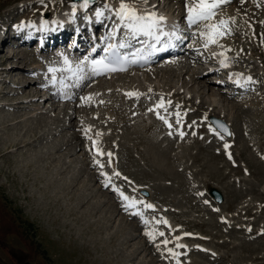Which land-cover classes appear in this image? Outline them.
I'll list each match as a JSON object with an SVG mask.
<instances>
[{
    "label": "rangeland",
    "instance_id": "rangeland-1",
    "mask_svg": "<svg viewBox=\"0 0 264 264\" xmlns=\"http://www.w3.org/2000/svg\"><path fill=\"white\" fill-rule=\"evenodd\" d=\"M10 1L0 0V29L18 21L24 5L35 0H12V3ZM37 1L39 4L45 1V3L59 4L57 11L54 9L47 12L50 20L59 18L61 13L58 12L64 11L70 2L69 0ZM174 2L157 0L154 4L169 10L166 12H170L169 15L173 13L171 15L182 24L187 12L183 14L182 9L186 7ZM2 4L6 6L3 7ZM233 9V7L229 9L227 5L223 6L216 11L211 22H214V19L219 22L220 18L228 21V32L218 37V43L226 52L232 53L231 56L236 55L229 60L228 66L250 70L253 75L256 74L253 91L257 94L250 98L252 92L246 94L241 92L234 94L233 98L225 102L215 96L216 105L219 107L228 109L227 106L232 105L233 102L241 103L243 106V112L235 111L231 118L233 122L229 123L232 136L224 138L216 134L211 135L210 132L213 131L208 130L209 124L203 123L200 115L204 108L201 109L198 104L185 102L181 96L176 97L175 104L183 102L185 104V106L180 105L183 108L179 111L184 112L185 120L189 119L186 123V134L180 137L176 126L166 132L162 130L169 133L172 144L171 140L165 144L167 141L163 132L162 135L159 133V137L160 140L165 141L163 146L169 147L167 153L177 158L174 164L180 171V175L177 176L169 174L157 177V174L152 172L148 159L144 158V121L157 122L154 119L158 117L153 111H151L152 115L146 114L144 104L141 103L143 99L149 100V96L152 95L149 94L150 91L142 90L143 93L137 98L138 100L131 99L129 107L120 106L118 110L110 105L116 102L114 96L102 99L97 94L98 98L95 97L96 95H93L95 93L92 92L96 87L92 89L91 86L98 83V80L102 90L108 87L109 82L105 83L108 80L107 76L93 80L74 100L64 101L59 95H55V99H49L46 89L41 93L39 90L40 96L38 95L39 98L36 96L37 99L25 97L28 92H23L17 84L26 82V76L30 79L35 77L39 88L45 84L47 61L44 58L47 53H40L41 57L36 54L42 63L36 68L37 70L31 71L29 67L31 65L27 61L20 64V67L26 70L24 74L27 75L16 70L0 76V89H7L4 96L0 91V123L5 121L6 125H10L9 120H12L11 124H13L10 128L0 125V264H20L26 261L32 264H107L108 258L112 259V263L114 260L119 262L132 246H141L142 241L145 243L148 240L147 236L127 242L128 235L121 232L129 230L137 236L138 232L131 230L126 220V223L120 221L122 217L127 218L124 214L111 217L107 212L111 203L115 204L118 201L113 197L114 195L112 196L110 187H102L100 184L104 179L99 173H102L104 168L111 172L114 180L119 179L123 186L131 189L134 196H139V200L146 202L147 198H150L155 209L167 210L154 212L153 218L167 219L173 226L175 225V229L178 227L176 232L167 228L162 231L164 234L167 232L165 237L169 234L167 248L161 241L159 248H155L154 244L149 246L150 251L154 250L155 253L158 251L163 255L161 257L174 261V264H264V29H262L264 18L255 28L238 13V10ZM38 13L40 15L42 12ZM38 13H31V16ZM26 16L30 17V14H25L23 18ZM182 16L183 20H181ZM201 26H204V23L196 25L191 33L190 29L183 32L188 41L185 43V53L180 56L184 61L189 60L190 71L185 69L182 74L172 73L168 80L164 74L160 75L159 79L166 88L182 86L185 79H191L195 70L204 71L206 67L204 61L196 58V53L206 54L211 51V47L203 46L204 48L199 49L203 42L199 36ZM10 44L0 49V64L3 66L12 62L11 60L4 62L13 51L14 47H10ZM65 45L68 46V43L53 46L52 49L59 51L64 49ZM191 46L199 47L194 49ZM23 47L35 51L31 45H23ZM52 60L53 58L49 59L50 62ZM178 66H175L176 69L182 67ZM216 76L223 75L221 71H215L202 74L198 83L193 84L190 80L189 95H194L199 100L205 95L209 101L211 98L206 94L210 86L229 90L228 85L213 84L211 79ZM118 79L117 82L124 83L128 78L122 76ZM74 84L71 82L69 85ZM110 85L112 84H109V87L114 89ZM36 88L34 86L33 90ZM88 92L93 93L91 96L93 100L90 102L81 99L85 98ZM45 97L47 99H44ZM102 100L103 104H101ZM18 101L22 102L17 104ZM95 104L99 107L93 106ZM73 107L74 111H72ZM179 111L176 106H172L171 110L167 109L170 117L177 112L180 113ZM173 119L177 124V117ZM157 123L156 127L161 130L160 122ZM199 126H204L205 130L199 131ZM86 129L90 131L86 133ZM27 140L33 143L26 145ZM14 142L21 143L14 146ZM93 142H97L95 145L105 151V156H96L98 154L92 146ZM225 144H228L230 149L225 148ZM108 152L113 154L111 158L114 157L115 166L118 165L115 169L114 164L112 166L109 163ZM221 154L222 156H219ZM194 155L196 159H192ZM96 160L101 161L104 167L101 168L95 163ZM232 166L241 167V170L232 169ZM114 172H119L120 176L113 175ZM125 177L127 179H124ZM210 186H216L222 191L224 195L222 203H217L208 195L207 188ZM141 187L149 191L147 198L138 191ZM97 203L102 207H96ZM66 211L76 212L75 214L83 219L77 223L75 218L77 219L78 216L69 215ZM125 212L130 213L129 210ZM141 220L136 216L128 221L137 223ZM95 223L105 226V229L102 228V232L96 236L97 238L95 237L96 239L103 238L108 241L114 233L118 234L115 245L107 250L108 256L103 255L97 240L95 244L87 235L82 236L80 232V229L89 227L86 226L87 224L92 226ZM161 225H156L153 230L161 231L160 229L165 227ZM172 225L170 224V229H173ZM146 230L148 231V227L142 226L140 231L147 232ZM182 231L192 237H186L185 242L182 241V244H188L186 250L181 252V259L172 260L173 256L168 249L174 250L177 244L172 246L171 239L175 237L176 240L179 233L181 235L179 237H184L186 234H181ZM149 250L142 251L134 260L124 259L121 263L151 264L152 256L148 255Z\"/></svg>",
    "mask_w": 264,
    "mask_h": 264
},
{
    "label": "bare ground",
    "instance_id": "bare-ground-1",
    "mask_svg": "<svg viewBox=\"0 0 264 264\" xmlns=\"http://www.w3.org/2000/svg\"><path fill=\"white\" fill-rule=\"evenodd\" d=\"M12 1V0H11ZM10 1V2H11ZM52 1V0H51ZM67 1V0H66ZM66 1H65V3H66ZM70 2H68L72 7H76V6H78L79 4H81V5H83V3H84V0H69ZM155 1H157V0H147V3L145 4V3H142L141 2V0H126V2H128V3H131V4H133L134 5V7L137 9V11L140 13V14H147V13H152V12H155V14L159 17V16H163V17H165L166 18V26H165V30H167V31H170L171 30V27H172V25L176 22V19L174 18V16L173 15H171V14H173V13H171L170 15L168 14V13H170V12H164V11H166V10H164V9H162V8H160V6H157L156 4H154L155 3ZM168 1H175L174 3H176V4H179V5H184L185 6V4H186V0H168ZM37 2H39V1H37V0H35V1H32L31 3H29V4H25L24 5V8H23V12H22V14H20L21 16L19 17V19H26V18H29L31 21H33V19H41V18H44L45 19V21H46V24H50V22H55V21H52V20H56V21H58L59 19L61 20L62 18H63V15H62V12H58V13H61V15L59 16V18H52V20H50L49 18H48V11L49 12H51V11H54V9L56 10V8L57 7H59V4L58 3H56V2H50V3H37ZM63 2V1H62ZM120 2H121V0H98V3L97 4H91L89 7L91 8V9H93L94 7H97L98 8V10H99V12H101L102 13V8H101V6H99V5H103V6H105V5H108L109 7H111V9L112 10H117L118 8H119V5H120ZM12 3V2H11ZM60 3V2H59ZM64 3V2H63ZM64 3V4H65ZM92 3V2H91ZM8 4H10V3H8ZM63 4V5H64ZM225 5H227V6H229V9L231 8V7H233L235 10H238L239 12V14L240 15H242L246 20H248L250 23H251V26H254L255 28L256 27H258L260 24V20L261 19H263L264 18V0H230V3H226V4H222L218 9L220 10V9H222L223 8V6H225ZM2 6L4 7V6H6V4H2ZM180 7V6H179ZM222 7V8H221ZM29 8H31L32 10H30ZM181 8H183V7H181ZM16 9V8H15ZM218 9H216V11H218ZM233 9V10H234ZM183 10V14L186 12V8H183L182 9ZM57 11V10H56ZM55 11V12H56ZM167 11H169V10H167ZM34 12H42V13H40V15H39V13L37 14V15H35V16H31V13H34ZM58 13H56L57 15H58ZM180 13H182L181 11H180ZM25 14H30V17H28V16H26V17H24L23 18V16L25 15ZM185 19H184V23L183 24H185L186 22H187V19H186V16H187V12L185 13ZM218 18V17H217ZM18 19V20H19ZM225 19V18H224ZM181 20H183V16L181 17ZM215 21L214 22H212V23H219L218 22V20L216 21V19H214ZM220 20H222L221 18H220ZM186 21V22H185ZM264 21V20H263ZM187 25H188V23H187ZM189 26V25H188ZM194 26V25H193ZM193 26H191V27H193ZM262 26H263V28L262 29H264V23L262 24ZM204 31H206V29L204 28V26H201L200 27V29H199V36L202 38V46H200V48L199 49H202V48H204L203 46H204V44H205V38L204 37H202L201 36V32H204ZM253 31V30H252ZM1 32V31H0ZM178 32V31H177ZM180 32V31H179ZM254 33H256V30H254ZM63 34V36H61V35H58V34H55V35H53V36H51V38L54 40V42H57V44H62V43H64L65 41H66V39L68 38V36L70 35V28L67 26L66 27V31L64 32V33H62ZM198 34V33H197ZM253 34V33H252ZM78 37H80V38H82L81 37V35H79ZM256 37V36H255ZM52 39H50L45 45H44V47H42L41 48V51H39V52H36V51H34V49L31 51V50H29V48L27 47V48H25V47H23L22 45H16V44H10L12 41H9V39H7L6 40V38H0V49L1 48H3V47H6L7 45H9L10 44V47H14V48H12L13 49V51L10 53V55L8 56V58L6 59V61H4L5 63L7 62V61H12V62H8L5 66H3V64H0V76H2L3 74H5V73H9V71L11 72V71H19L21 74H24L25 73V71H24V69L23 68H21L20 67V64L21 63H23L24 61H27L31 66H29V67H31V71H34V70H37L36 68L38 67V66H40L42 63H41V60H40V58H38V57H36V54L38 55V56H40L41 57V54L40 53H47L46 54V58H44L46 61H47V66H48V69H49V67H57V68H60V67H62L63 66V58H62V56H61V54H63L64 56H67L68 57V59H69V61H71L72 62V64H73V66H75L76 64H78L80 61H83L84 59H82V58H76L74 55H70V53H68L67 51H65V49H61V50H59V51H53V49H52V46H53V44H52ZM8 42V43H7ZM263 42V41H262ZM195 46V45H194ZM222 45H220L219 43H217V44H209V48L211 47V52H213V53H215V54H217V56L219 57V59L220 60H223L224 58H225V56L227 57V61H226V63H228L229 62V60L230 59H232V58H234V57H236V55L233 57V56H231V54L230 53H228V52H226V50H225V48H223V47H221ZM199 47V46H198ZM198 47L197 48H195L194 47V49H198ZM220 53H224V55L222 56V55H220ZM228 53V54H227ZM180 54V53H179ZM200 54V56H198ZM196 53V58H198V59H203V58H207V57H209V58H211V59H213L212 57H210L209 55L210 54H203V52H200V53ZM51 58H53V60L50 62L49 61V59H51ZM180 59V60H179ZM56 61V62H55ZM32 62V63H31ZM4 63V64H5ZM188 63H189V60L188 61H184V59H182L181 58V56H178V57H176V55L173 57V58H170V62H168V64L166 63V62H164V63H158V64H156V65H150V66H147V67H145V68H133V69H129V71H127V72H123V73H119V74H110V75H108L107 77H108V80L107 81H105V83H107L108 84V82H109V84H112V85H110V86H113L114 87V89L112 88L111 89V87H109V84H108V87L110 88H108V87H105V89L103 88V90H102V88H101V85L99 84L100 83V81L98 80V83H96V84H94L93 86H91V88L93 87V88H95V89H93L92 90V92L93 93H95V94H93V93H91V92H88V93H86L87 94V96L86 97H91L92 96V94L95 96L96 94L97 95H99L98 97H100V98H106V97H112V96H114L116 99H115V101L116 102H114L113 100V102L114 103H112V104H110L112 107H113V109H117V108H119L120 106L122 107V106H125L126 108L127 107H129V101L132 99H137V97L136 96H128V95H126V93H130V92H132V93H140V94H142L143 93V91L142 90H144V91H150L149 92V94L151 95V96H149V95H144V96H146V97H148L149 96V100L146 98V97H144V98H146L145 100L143 99L142 101H141V103L142 104H144V112H146V114H151L152 115V112L151 111H149V107H151V108H153L154 109V111H153V113H155V115L157 116V111L160 113V115H164V116H166V118H167V120H168V123L166 124L163 120H161V119H159L158 117H157V119L155 118L154 120H156L157 122H160V124L159 125H161L162 126V129L160 130V128H157L156 126H157V122H152V123H150L151 121L149 120V122H147V123H145V121H144V158L145 159H148V164H149V166L151 167V170H152V172H154V173H156L157 174V177H158V175H169V174H171V175H174V176H177V175H180V171H179V168H177L174 164H175V161H177V158H176V156H171V155H169L168 153V151H169V147H166V146H163V143H165V141H163L162 139L160 140V137H159V135L161 134L162 135V130H164L165 132L167 131V130H170V129H174V128H176V126H177V130H179L178 131V135L180 136V137H183L186 133H185V131L187 130L186 129V123L189 121V119L188 120H185L184 118H185V114H184V112H180L179 111V109H181V108H183L182 106L184 105L185 106V104H184V102L183 103H181L182 104V106H180L181 104L180 103H176L175 104V102H176V97H178V96H181V98H183V100L185 101V102H190L191 104H198L199 105V107H201V109L202 108H204L203 110H202V115H200V114H198V115H200L201 116V119H203V123H207V124H209V126L211 127V128H213V129H215V131H213V132H210L211 133V135H213L214 134V136H215V134L216 135H219L220 137L222 136L223 138L224 137H231L232 136V130H231V135L230 136H227V135H225V134H223L221 131H219V130H217V128L212 124V122L210 121V118L209 117H211V116H216V118L217 117H220V118H222V119H224L228 124L230 123V121H232V116H233V114H235V111H242L243 112V106L241 105V103L240 104H238V102L236 103V102H233V103H231L232 105H230V106H227L228 107V109H226V107H223V106H218V105H216V102H217V99H216V97L215 96H218L219 97V99H221L222 100V102H225V101H228V99H231V98H233L234 97V94H241V92H242V94H246V93H248V92H252V96L250 97V98H252L255 94H257L256 93V91H253V89H252V87H246V89L245 90H241V88H237V87H232L233 88V90H221V89H215V88H212L211 86L208 88V91H207V94H206V96H209V98H211L209 101H208V99L205 97V95L202 97V99H198L196 96L194 97V95L193 96H190L189 95V93L191 92V91H189V87H188V85H189V81L191 80L192 82H193V84L194 83H198V79H200L201 78V76H202V74H205V71H199V70H195L194 72H193V74H192V76H191V79H189V80H187V79H185L184 80V75H183V82H182V86H180L179 85V87H174V86H172L171 88H166L164 85H162L163 83H161V81H160V79H159V77H160V75H165V76H167V77H165V78H167V80H168V78H170V74H172V73H174V75H175V72L177 73H180V74H182L183 73V70L185 71V69H187L188 71H190V67H188ZM161 64V65H160ZM178 66V65H181L182 67H180V69L179 68H177V69H179V70H177L176 69V67L175 66ZM175 67V68H174ZM179 67V66H178ZM30 69V68H29ZM89 70V71H88ZM144 71V73H142ZM216 70H214V72H215ZM133 72V73H132ZM237 72H238V76H239V78H240V85L243 87L244 85H245V83H248L247 81H246V79L247 78H251V79H253V77H255L256 76V74H252V72L250 71V70H242V69H237ZM50 73V72H49ZM254 73V72H253ZM51 75H53L52 73H50ZM218 74V73H217ZM24 75H27V74H24ZM69 73H67V72H64V73H61V72H57L56 73V77H57V82H58V85H59V87L60 88H62L63 89V91L64 92H66V96H68V97H70V98H73V99H70V100H74V98H76V97H78V94H80V92L81 91H83L84 90V86H81V87H79L78 89H75V88H73V92L74 93H72L71 91H72V89L70 90V88H69V84L71 83V82H76V81H78L75 77H72V78H69ZM81 76H82V78L83 77H86L87 79L85 80V84L86 83H90V81H92V80H94V79H96L97 77H95V76H93V74L91 73V71H90V67L88 66V64H87V62L85 63V69H84V72L83 73H81L80 74ZM122 76H124V77H127L128 79L127 80H125V82L124 83H119V82H117L119 79H118V77H122ZM164 77V76H163ZM50 79V76H48V80ZM61 79H63V83H61L60 81H61ZM26 82H24V83H18L17 85L18 86H20V88L22 89V91L23 92H28V94H26V95H24L25 97H32V98H36V96H40V93H41V91L43 90V89H45L46 87H38L37 85H38V83L36 82V79H35V77H31V79L30 78H28V76H26ZM80 80V79H79ZM100 80H102V78L100 79ZM105 80V79H104ZM166 80V79H165ZM121 81H122V79H121ZM211 81L212 82H214V80H212L211 79ZM127 83V84H126ZM164 83H167V82H164ZM93 84V83H92ZM107 84H105V85H107ZM179 84V83H178ZM213 84H217V83H213ZM253 84H256V82H253ZM166 85V84H165ZM190 85H191V83H190ZM34 86H36L37 88H36V90H33V88H34ZM87 86V85H86ZM104 85L102 84V87H103ZM167 86V85H166ZM187 86V87H186ZM196 86H197V84H196ZM198 86H199V84H198ZM240 86V87H241ZM257 86H259V85H257ZM256 86V87H257ZM169 87V86H168ZM200 87H201V85H200ZM8 88V87H7ZM107 88V89H106ZM198 89V87H195V89ZM38 89V90H37ZM47 90H48V88H46ZM201 88H199L198 90H200ZM32 90H33V92H32ZM39 90H40V93H39ZM102 90V91H101ZM207 90V89H206ZM0 91H2L1 92V95H5V93L7 92V89H0ZM87 91V90H86ZM95 91V92H94ZM101 91V92H100ZM189 92V93H188ZM145 94V93H144ZM202 94V93H201ZM97 95L95 96V97H97ZM39 96H38V98H39ZM143 96V95H142ZM47 97H49V99H55V94L54 93H49V96H47ZM82 97H83V95H82ZM97 97V98H98ZM140 97V96H139ZM92 98V97H91ZM97 98H96V100H97ZM151 98H153V100L151 101ZM161 98H163V100L165 101V106L167 107V109H170L171 110V108H172V106H176V109L180 112L179 114H180V116H181V118H180V120H179V123H175L176 121L173 119L176 115H174V116H172V117H170L169 116V113L168 112H164V110L163 109H158L156 106H157V104H158V102L161 100ZM249 98V99H250ZM37 99V98H36ZM44 99H47V98H44ZM81 99H83V98H81ZM107 99H109V98H107ZM106 99V100H107ZM80 100V99H79ZM91 100H93V99H91ZM110 100V99H109ZM131 100V101H132ZM138 100V99H137ZM141 100V99H140ZM139 100V101H140ZM233 100V99H232ZM105 101V100H104ZM111 101V102H112ZM168 101H171V105H168L167 104V102ZM220 101V100H219ZM230 101V100H229ZM22 101H18V102H16L17 104H20ZM88 102H90V101H88ZM103 102V100L101 101V104H103L102 103ZM109 102V101H108ZM209 102V103H208ZM85 103V102H84ZM106 103V102H105ZM132 103V102H131ZM172 103H174L175 105H173ZM76 104V103H75ZM88 104V103H87ZM92 104H94V103H92ZM107 104V103H106ZM219 104V103H218ZM137 105H139V103L137 104ZM93 106H98V104L96 105H93ZM177 106H179V107H177ZM187 106V105H186ZM99 107V106H98ZM171 107V108H170ZM75 108H76V105H75ZM150 108V109H151ZM174 108V107H173ZM187 108V107H186ZM112 109V110H113ZM102 110V109H101ZM109 110H110V108H109ZM111 110V111H112ZM118 110V109H117ZM119 110H121V109H119ZM128 110H129V108H128ZM182 110V109H181ZM189 110V109H188ZM72 111H74V107H73V110ZM110 111V112H111ZM131 112H132V110H131ZM193 112V111H192ZM199 112V111H198ZM197 112V113H198ZM197 113H195V115L197 114ZM114 114V113H113ZM141 114V113H140ZM72 115H74V112H72ZM94 115V114H93ZM115 115V114H114ZM154 115V114H153ZM195 115H194V117L193 118H195ZM192 116V115H191ZM197 116V115H196ZM177 117V116H176ZM198 117V116H197ZM237 118H238V116H236ZM90 118V117H89ZM94 118V117H93ZM94 119H96V116H95V118ZM133 119V118H132ZM10 121V125H6V122L5 121H3V122H1L0 123V125H5V127H7L8 128V126H9V128H10V126L11 125H13V124H11L12 123V120H9ZM197 121V120H196ZM237 121V120H236ZM119 122V121H118ZM120 122H122V121H120ZM137 122V121H136ZM135 122V123H136ZM233 122V121H232ZM197 123H198V121H197ZM163 124H165V126H163ZM169 124L171 125V127H169ZM195 124H196V122H195ZM200 125V124H199ZM206 126V125H205ZM209 126H207L208 128H210ZM194 127V126H193ZM195 128H196V126H195ZM190 129V128H189ZM192 129V128H191ZM205 130V127L204 126H199L198 127V130L200 131V130ZM209 130V129H208ZM190 131V130H189ZM165 132H163V136H166V137H164V139H166V143L165 144H167L168 143V141L169 140H171V144H172V139H171V136H169V133L167 134V133H165ZM188 132V131H187ZM191 132V131H190ZM197 132V131H196ZM207 132V131H206ZM160 133V134H159ZM172 133V132H171ZM181 133H183V136H181ZM176 134V133H175ZM233 134L235 135V133H234V131H233ZM178 135L176 136L177 138H178ZM208 135V134H207ZM162 136V137H163ZM213 136V137H214ZM175 137V139H177ZM218 137V136H217ZM93 139H95V137L93 138ZM228 139V138H227ZM31 140V139H30ZM36 140V138L34 139V141ZM224 140V139H223ZM222 140V141H223ZM225 140H226V138H225ZM224 140V141H225ZM28 141V140H27ZM19 143H21V142H14V146H16V145H19ZM31 143H33V141H28L27 143H26V145H31ZM98 145V144H97ZM228 145V144H227ZM92 146H94L95 147V150L97 149V148H99L103 153H104V155H96V156H99V157H103V156H105V151L102 149V148H100V146L98 147V146H96L95 145V143H94V145H92ZM229 146V145H228ZM103 147V146H102ZM171 148V147H170ZM227 149H230V147H227ZM168 152V153H167ZM228 152V151H227ZM109 153V152H108ZM229 153V152H228ZM227 153V154H228ZM223 154V153H222ZM222 154L221 155H219V156H222ZM113 155V154H112ZM224 155V154H223ZM192 156V155H191ZM229 156V155H228ZM119 157V156H118ZM214 157V156H213ZM114 158V157H113ZM113 158H111L110 160H111V162H110V164L113 166V164H114V166H113V168L115 169V167L117 168V166H115L116 164H115V162H114V159ZM198 158H199V156H198ZM215 158V157H214ZM117 160H119L118 158H116ZM179 159V158H178ZM192 159H196L195 158V155L193 156V158ZM208 159V158H207ZM117 160H116V162H117ZM210 160H212V159H210ZM199 161V160H198ZM205 161V160H204ZM207 162V161H206ZM195 163V162H194ZM209 167H211V166H209ZM220 168V167H219ZM213 169V168H212ZM232 169H237L238 171L239 170H241V167H236V168H233V166H232ZM219 170V169H218ZM118 171V170H117ZM231 171V170H230ZM40 172V171H39ZM210 172V171H209ZM213 172V171H212ZM103 173H107L108 174V176L109 177H111V184L110 185H112V188H119L120 190L122 189V187H120V186H123V185H120L119 186V181H115L113 178H112V174H111V172H109L107 169H103ZM220 173V172H219ZM98 176V180H99V174L97 175ZM37 177H38V175H37ZM39 177H41V176H39ZM94 177L96 178V175H94ZM181 178V177H180ZM108 181H107V179L105 178V180L103 181V183H100L101 185H102V187L103 186H105V184L107 183ZM55 183V182H54ZM120 183L122 184V182L120 181ZM50 184H51V182H50ZM49 184V185H50ZM53 184V183H52ZM100 187V186H99ZM102 187H101V189H102ZM126 187V186H125ZM212 187H216V186H210L209 188H207L208 190L207 191H209ZM112 188L110 189V192L111 193H113L112 194V196L118 201V202H116V200H115V204H112L111 203V205L109 206V211H107V212H109L110 213V216L111 217H116L117 216V214L118 215H120V214H124L125 216H127V218L126 217H122V219L120 220V221H122L123 223L125 222V220H126V222H128V224H130V229L131 230H134V231H136V232H138V236L136 235V234H134V233H131L129 230L127 231V232H125V231H123V232H121L122 234H127L128 236L126 237V239H127V242H129V241H132V240H134L135 238H137V237H139V238H144L146 235H145V232H141L140 230H141V227L144 225V226H146V227H148V231H151V230H153V228H155L156 227V223H155V220H159L158 218H156V217H154L153 218V216H152V214L154 213V212H156V211H160V210H158V208H154V210H152V209H148V210H143L142 209V205L140 206V209L141 210H143L144 211V215H146V216H144V219H146V220H148L149 221V223L146 225L144 222V224H141L142 222L141 221H139V222H129L128 220H130L131 218H133V217H136V216H134V215H132L131 214V211L132 210H130V213H126L125 212V210H124V206H123V204H122V202L121 201H119V199H117V197H116V194L112 191ZM127 188V187H126ZM138 188V187H137ZM217 188V187H216ZM128 190H125L126 192H124V190H122L126 195H128V196H134L133 194H132V191H131V189L130 188H127ZM142 189H143V187H141V189L139 188V190L138 189H136V190H138V191H140V193H141V191H142ZM145 189V188H144ZM142 194V193H141ZM143 195V194H142ZM145 198H147L149 195H143ZM134 197H136V199H138L139 198V196L137 197L136 195L134 196ZM139 200V199H138ZM146 203H150V204H152V205H154V203L151 201V199L150 198H147V201H146ZM101 206V204L100 203H97L96 204V207H100ZM102 207V206H101ZM70 209H74V208H70ZM70 209H68V210H70ZM165 210V209H164ZM167 210H165V211H162L161 210V212H166ZM151 212V213H150ZM66 213L67 214H69V215H73V214H75L76 212H69V211H66ZM90 213H92V214H94L93 212H90ZM75 215H77V214H75ZM78 216V215H77ZM81 217V216H80ZM138 217V216H137ZM83 219V217H81V218H79V216L77 217V219L75 218V221L78 223V222H80L81 220ZM165 220H167V219H165ZM168 221V220H167ZM125 222V223H126ZM170 222L168 221V225H164V224H162L163 226H165L164 228H162V229H160V227H159V229L161 230V231H163L165 228H167L169 231L170 230H175V232H176V229L178 228V227H176V229H175V225L173 226L172 225V223H170L172 226V228L173 229H170V224H169ZM135 224V225H134ZM134 225V226H133ZM161 225V226H162ZM86 226H89V227H87V228H82V229H80V232H81V234H82V236L83 235H87L91 240H92V242L93 243H95L96 242V240H97V242H99L100 243V245H101V251L104 253L103 255H109L108 253V251L107 250H109L111 247H113L114 245H115V241L117 240V238L116 237H118V234L117 233H114L111 237H109L110 238V240H108V241H106V240H104L103 238H101V239H96L97 237V235L99 234V233H101L102 232V230L103 229H105V226L104 225H97L96 223L94 224V225H92L91 226V224H87ZM104 226V227H103ZM138 227V229H137V227ZM103 228V229H102ZM102 229V230H101ZM101 230V231H100ZM179 230V229H178ZM147 231V230H146ZM120 232V231H119ZM186 234V235H184V237H179V236H181L180 235V233L177 235L178 237L176 238V240H175V237L174 238H172L171 240H172V242H170V244H172V246L173 245H175V244H177V246H175L174 248H175V251L174 252H182L183 250H186V245L188 244V243H186L185 245L184 244H182V241L184 240V242H185V238L186 237H188V238H190V237H192V235H189V233H186V232H181V234ZM165 234H167V232H165ZM164 234V235H165ZM169 235V234H168ZM168 235H166V237L165 236H163V237H161V236H159V235H157L156 236V238H155V240H152V239H150L148 236H147V239L148 240H146L145 241V243L142 241V244H141V246H132V249L131 250H129L128 251V253H125L124 254V258L122 257V259H120V261L118 262H116L115 260H114V262L112 263V259L111 258H108L109 259V261H107L108 263L107 264H122L121 263V260H126V259H128V260H134V259H136L137 257H138V254L140 253L141 254V252L142 251H148L149 249V246L151 247L152 246V244H154V246H155V248H159L160 246H158L159 245V243L161 242V241H163V240H169L168 239ZM174 234L172 233V236H173ZM188 235V236H187ZM96 237V238H95ZM171 237V236H170ZM146 238V237H145ZM187 238V239H188ZM196 238V237H195ZM116 239V240H115ZM201 239H203V238H201ZM197 240V239H196ZM200 240V239H199ZM199 240H198V242H199ZM201 241V240H200ZM203 241H205V239H203ZM151 242H153V243H151ZM162 243V242H161ZM96 244V243H95ZM98 244V243H97ZM156 244H157V246H156ZM163 244V243H162ZM161 244V245H162ZM178 245H184V247H178ZM167 247L169 246V245H166ZM165 245H164V247H166ZM171 246V247H172ZM166 247V248H167ZM186 247V248H185ZM162 248V247H161ZM189 248V247H188ZM153 250V249H152ZM165 250V249H164ZM164 250H162V253H164L163 251ZM193 251V250H192ZM195 251V250H194ZM154 252V250L153 251H150L149 250V253H148V255H151L152 257H151V264H158L159 262V264H171V263H173L172 261H170V260H167V259H165V258H163V257H161V255L158 253V251H157V253H153ZM199 253H200V251H199ZM205 253V252H204ZM165 254V253H164ZM209 254V253H208ZM121 255H123V254H121ZM154 255V256H153ZM166 255V254H165ZM171 255V254H170ZM201 255V254H200ZM203 256V255H202ZM180 257V256H179ZM219 257V256H218ZM121 258V257H120ZM183 258V257H182ZM181 259V258H180ZM186 260V259H185ZM184 260V261H185ZM215 261V260H214ZM213 261V262H214ZM123 262V261H122ZM187 262H189V261H187ZM195 262V261H194ZM197 262V261H196ZM191 263V262H190ZM139 264V263H138ZM184 264V263H183Z\"/></svg>",
    "mask_w": 264,
    "mask_h": 264
},
{
    "label": "snow or ice",
    "instance_id": "snow-or-ice-1",
    "mask_svg": "<svg viewBox=\"0 0 264 264\" xmlns=\"http://www.w3.org/2000/svg\"><path fill=\"white\" fill-rule=\"evenodd\" d=\"M142 3H147V0H141ZM230 3V0H186V11H187V23L189 27L193 25H199L201 23H204V28L206 31L201 32V36L205 38V44L204 47L207 48L209 44H217L218 43V37L224 35L226 32H228V21L226 20H220L219 23H212L211 21L216 15V9H218L222 4ZM88 4V0H84L82 7H86ZM107 7V6H106ZM75 8V6H74ZM102 13L97 12V16L99 17ZM115 15L119 19L120 24L123 25L124 28H126L131 37L134 39L139 36H145L148 38H151L155 40L156 42H160L161 36L169 35L168 33H164L160 31L161 29V22L164 20L163 16H157L155 12L148 13V14H140L137 9L134 7L133 4L126 2V0H121L119 8L115 10ZM234 22V21H233ZM127 45L125 43H121L118 47L124 48ZM117 46L109 45L108 48L105 49V52L108 53L105 57H102L101 59H89L88 57H85L83 61H80L78 64L73 66L72 62L69 61L67 56H64L61 54L63 58V66L60 68L57 67H49L48 71L52 73V81L53 83L56 82L57 72H67L69 73V78L75 77L77 80L82 79L81 73L84 72L85 69V63L87 62L88 66L90 67V71L93 75H101L105 72H114V71H124L126 68L124 67L125 62H127V57L121 58L116 52L115 48ZM163 50V49H161ZM220 55H224V53H220ZM227 57L223 60H221V65L223 67H228V64L226 63ZM133 63L135 61H132ZM248 80H251V78H247ZM63 83V79L60 81ZM128 96H136L137 98L140 96V93H126ZM86 102L91 100V97H85L83 98ZM168 105H171V101L167 102ZM158 109H163L164 112H167V107L165 106V101L163 98L158 102L157 106ZM179 107V106H177ZM149 111H154V109H149ZM157 116L159 119L163 120L166 124L168 123V120L166 116L160 115V113L157 111ZM177 123H179L180 120V114L177 112ZM169 127L171 125L169 124ZM220 128L224 129V131H227L226 128H224L223 125L219 126ZM90 131V129L85 130ZM209 131H215L213 128H209ZM181 136H183V133H181ZM222 138V137H221ZM97 143V142H94ZM229 147L227 144H225V148ZM98 155H104V153L97 148L96 149ZM107 156L109 157V163L111 162L110 158L112 156V153H107ZM229 158L231 159V156L229 155ZM95 163H97L101 168L104 167L103 163L101 161L96 160ZM104 175L108 181L107 184H105V187L109 186L111 184V177L108 176L107 173H101ZM113 175L119 177V172H114ZM124 179H127L126 177ZM114 191H116L121 200L124 202L123 206L126 211L132 210L131 214L134 216H139L143 220V222L147 225L149 223L148 220L144 219V211L152 209L154 210V205L150 203H146L143 200H138L134 196H128L126 195L122 190L119 188H114ZM143 206V210L140 209V206ZM156 224H164L168 225V221L165 219H159L155 220ZM145 235L148 236L150 239L155 240L156 236L159 235L161 237L164 236V232L159 231L158 229H154L151 231L145 232ZM162 243L166 246L169 241L163 240ZM178 247H184V245H178ZM169 253L175 258L179 254L174 252L172 249H168Z\"/></svg>",
    "mask_w": 264,
    "mask_h": 264
},
{
    "label": "water",
    "instance_id": "water-1",
    "mask_svg": "<svg viewBox=\"0 0 264 264\" xmlns=\"http://www.w3.org/2000/svg\"><path fill=\"white\" fill-rule=\"evenodd\" d=\"M210 118H211V121L215 124L216 127H218L219 130H221L226 135H230L231 134L229 125L223 119L216 118L215 116H212ZM220 125H223L224 128L227 129V131H224V129L220 128L219 127ZM143 192L145 194H148L147 191H143ZM210 195H212L216 199V201H218V202H222L224 200V196L222 195V192L219 191V189L216 188V187H212L210 189ZM20 264H32V263H30V262H23V263H20Z\"/></svg>",
    "mask_w": 264,
    "mask_h": 264
}]
</instances>
